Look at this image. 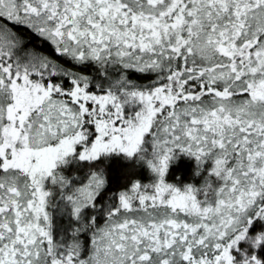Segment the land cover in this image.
Segmentation results:
<instances>
[{"label": "snow or ice", "instance_id": "1", "mask_svg": "<svg viewBox=\"0 0 264 264\" xmlns=\"http://www.w3.org/2000/svg\"><path fill=\"white\" fill-rule=\"evenodd\" d=\"M0 264H264V0H0Z\"/></svg>", "mask_w": 264, "mask_h": 264}, {"label": "trees", "instance_id": "2", "mask_svg": "<svg viewBox=\"0 0 264 264\" xmlns=\"http://www.w3.org/2000/svg\"><path fill=\"white\" fill-rule=\"evenodd\" d=\"M188 161L190 160L187 158H181L179 162L173 164L170 168L169 179H174L176 176H180L182 179L185 180L188 179L191 174V170L194 167V162L192 161V166V164Z\"/></svg>", "mask_w": 264, "mask_h": 264}, {"label": "rangeland", "instance_id": "3", "mask_svg": "<svg viewBox=\"0 0 264 264\" xmlns=\"http://www.w3.org/2000/svg\"><path fill=\"white\" fill-rule=\"evenodd\" d=\"M179 162V161H178ZM188 162H190L191 164H192V166H193V162L190 160V161H188Z\"/></svg>", "mask_w": 264, "mask_h": 264}]
</instances>
